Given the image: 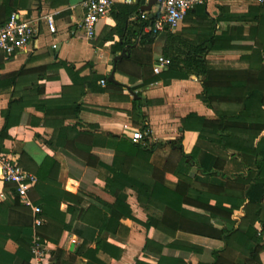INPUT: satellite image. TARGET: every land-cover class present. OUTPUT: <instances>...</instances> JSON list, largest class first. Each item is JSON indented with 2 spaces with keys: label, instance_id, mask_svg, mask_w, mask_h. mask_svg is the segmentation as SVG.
Returning <instances> with one entry per match:
<instances>
[{
  "label": "trees",
  "instance_id": "obj_1",
  "mask_svg": "<svg viewBox=\"0 0 264 264\" xmlns=\"http://www.w3.org/2000/svg\"><path fill=\"white\" fill-rule=\"evenodd\" d=\"M0 3V24H3L14 11L27 8L30 0H0ZM143 3L144 0H138L136 5L118 4L115 7L118 25L123 26L130 14L140 13ZM241 16L256 22L250 31L254 39L245 48L252 49L262 63L264 2L251 5ZM152 21L148 17L141 27L150 25ZM215 23V20L210 21V36L205 37V42L214 44L220 39L213 36ZM164 32L161 54L170 59V64L155 78L143 83H130V90L135 91L157 80L168 85L173 79H185L196 74L204 76L199 98L213 108L221 103L232 106L233 113L222 112L215 118H207L190 112L183 117L182 130L196 131L198 138L188 153L184 150L182 137L170 140L172 153L163 167L151 164L154 145L148 137L140 142L112 134L119 141L115 148H108L94 144L92 130L80 129L79 126L85 125L78 121L74 125L61 126L54 147L66 155L67 166L79 180L80 191L73 194L63 190L62 198L47 186L49 190L43 192L42 199L36 202L42 209L40 215L45 219L38 231L42 239L51 238L61 244L67 235L64 232H74L82 239L78 255L94 243L93 252L103 254L106 262L119 257L125 247V241L117 234L120 222L124 219L136 221L127 204L125 189L131 181L130 170L138 167L148 171L153 179L152 185L132 181L139 192V201L163 213L162 219L150 216L146 222L140 223L146 230L143 251L154 257L157 264H188V259L194 254L205 264H239L224 254L226 249L239 252L244 258L242 264H264V222L261 232L255 227L261 221L264 201V115L248 114L264 112V66L215 68L206 57V48L181 42L172 31ZM148 37L153 43L157 35L149 34ZM223 46L234 47L230 43ZM123 48L120 44L114 49L117 52ZM62 66L72 75L77 73L64 61H60L56 68ZM3 68V56H0V70ZM140 68L130 57L123 56L117 63V73L130 78L140 76ZM48 69V66L22 67L17 71L0 73V87L17 88L26 83L30 90L28 95L13 93V99L2 111L5 123L0 130L1 137L8 136L9 127L17 122L13 119L19 122L27 107L44 110L67 102L46 97L40 80L45 79ZM117 86H124V83H117ZM71 104L75 105L73 112L78 118L81 107L74 101ZM143 105L140 98L133 101L131 122L145 132L149 127L142 111ZM98 166L110 169L114 174L105 178L104 188L95 183L99 176ZM247 173L250 174L246 176ZM167 180L173 181L175 187L167 186ZM2 184L7 199L0 204V214H7L12 207L31 213L29 207L20 203L15 184L8 181ZM85 200L90 202L86 209L81 207ZM68 215L71 218L67 221ZM23 233L31 259L33 226H25ZM67 254L62 246L58 247L52 252V264H73L78 255L72 256L71 263L66 259ZM135 264L151 263L137 259Z\"/></svg>",
  "mask_w": 264,
  "mask_h": 264
},
{
  "label": "crops",
  "instance_id": "obj_2",
  "mask_svg": "<svg viewBox=\"0 0 264 264\" xmlns=\"http://www.w3.org/2000/svg\"><path fill=\"white\" fill-rule=\"evenodd\" d=\"M82 2L83 0H30L28 7L21 9L22 13L27 17H38L51 11L56 12L57 32L51 33L42 22L38 33L26 48L13 53L8 59L0 51L4 64L0 73L17 71L22 67L30 69L48 66L45 79L40 80L45 87L46 97L67 100L66 104L62 102L59 106H49L44 110L27 107L19 122L18 119H13L17 122L9 127L8 136H0V149L12 155L22 167L37 176L38 184L34 185L30 193L35 205L42 199L43 192L49 190L47 186L53 188L62 198L63 190L73 194L80 191L79 180L70 172L66 155L54 147L61 126L74 125L78 121L85 125L79 126L80 129L92 130L94 135L91 140L94 144L115 148L119 140L112 137V134L132 139L134 133L140 130L131 122L133 101L140 98L144 103L142 111L150 131L149 139L154 145L150 161L151 164L163 167L172 153L170 140L182 137L184 150L188 153L198 138V132L182 130L183 117L190 112L207 118H215L222 112L233 113L232 106L221 103L215 104L213 108L199 98L203 91L204 76L196 74H190L185 79H173L168 85L157 80L131 91L130 83H143L159 76L154 73L153 67L158 57L162 55L165 32L158 34L152 43L149 42L146 26L141 27L145 18L153 17L155 7L150 12H143L140 8V13L137 11L130 14L125 24L119 26L115 17V7L123 3L119 0L112 7L108 17L96 25L95 36L89 38L79 26L84 14ZM262 2L264 0H211L206 7L193 9L172 32L181 42L206 48V57L215 68H258L264 66V51L263 62L260 63L258 55H254L252 49L245 48L254 39L250 31L256 22L241 15L246 13L251 5ZM212 20L216 21L213 36L220 38L214 44L204 41L205 37L210 36L209 24ZM225 43H230L234 47L224 48ZM120 44L124 46L123 50L128 52L127 57L141 67L140 76L136 75L134 78L118 74L116 70L115 79L118 83H124V86H117V83L109 81L114 58L123 52V50L116 52L114 49ZM60 61L71 65L77 73L72 75L63 66L56 68ZM102 80L106 81V85L102 84ZM25 84L17 88L0 87V130L5 123L2 111L13 99V93L29 94L30 90ZM73 101L81 107L78 118L73 112L75 107L71 104ZM248 114L264 115V112ZM97 171L99 176L95 183L98 187L104 188L105 178L113 177L114 174L102 166H98ZM128 175L131 181L127 183L125 189L128 193L127 204L130 205L136 221L124 219L120 222L117 234L125 241V247L119 257L106 262L103 254L93 252L94 243L89 244L88 248L78 255L82 239L70 231L64 232L67 235L63 244L51 238L46 239L47 264H52V252L60 246L67 251L66 259L71 263L72 256L78 255L73 264H135L137 259L157 264L154 257L143 251L146 230L140 223L146 222L150 216L162 219L163 213L153 206L142 204L138 199L137 188L131 184L134 181L152 185L153 179L148 171L138 167H133ZM2 183L5 181L0 180V204L7 199ZM166 184L171 188L175 187L171 180H167ZM89 204L90 202L85 200L81 207L86 209ZM70 218L68 215L67 221ZM260 219L261 221L255 224L259 232L263 229L264 201ZM27 225L33 226L32 209L29 213L22 208L12 207L7 214H0V263L33 264L32 258L29 259L28 244L23 233ZM262 235L264 238V232ZM224 254L239 264L244 261L243 256L232 249H226ZM188 264L205 263L194 254L188 259Z\"/></svg>",
  "mask_w": 264,
  "mask_h": 264
},
{
  "label": "built area",
  "instance_id": "obj_3",
  "mask_svg": "<svg viewBox=\"0 0 264 264\" xmlns=\"http://www.w3.org/2000/svg\"><path fill=\"white\" fill-rule=\"evenodd\" d=\"M119 0H83V18L79 24L84 34L92 38L95 36L96 25L106 19L112 7ZM126 4L137 3L138 0H121ZM211 0H156L153 21L145 27L147 33L156 36L162 31L176 30L186 19L188 13L197 6H207ZM146 4L149 0H145ZM56 12L51 11L38 17H27L21 10L14 11L10 18L0 24V51L8 59L13 53L22 50L34 39L39 31V26L44 22L51 33L57 32ZM147 19V18H145ZM170 64V59L160 55L156 65L153 67L155 74H159ZM106 85V81L102 80ZM145 137H150L149 129L145 132L141 130L134 133L132 140L142 141ZM0 180L12 182L16 186V193L20 203L31 207L33 213V233L31 241V252L33 254V264H47L46 244L47 240L42 239L38 227L45 223V219L40 215L42 209L35 205L30 193L37 183V176L22 167V165L9 153L0 150Z\"/></svg>",
  "mask_w": 264,
  "mask_h": 264
},
{
  "label": "water",
  "instance_id": "obj_4",
  "mask_svg": "<svg viewBox=\"0 0 264 264\" xmlns=\"http://www.w3.org/2000/svg\"><path fill=\"white\" fill-rule=\"evenodd\" d=\"M156 3V0H149V2L147 4H144V5H141V10L144 12V11H147V12H150L153 8V6L155 5ZM124 57H127L128 56V52H126L125 50H123V52L116 56L114 58V67H113V70L112 72L110 73V76H109V81L110 82H113V83H118V81L115 79V73H116V70H117V63L120 59H122Z\"/></svg>",
  "mask_w": 264,
  "mask_h": 264
}]
</instances>
